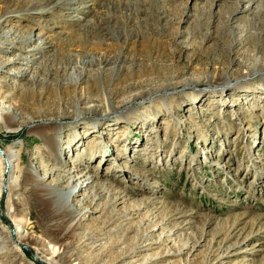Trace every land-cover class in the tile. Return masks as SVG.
<instances>
[{
  "label": "rangeland",
  "instance_id": "obj_1",
  "mask_svg": "<svg viewBox=\"0 0 264 264\" xmlns=\"http://www.w3.org/2000/svg\"><path fill=\"white\" fill-rule=\"evenodd\" d=\"M66 1L0 0V264H264V0Z\"/></svg>",
  "mask_w": 264,
  "mask_h": 264
},
{
  "label": "bare ground",
  "instance_id": "obj_2",
  "mask_svg": "<svg viewBox=\"0 0 264 264\" xmlns=\"http://www.w3.org/2000/svg\"><path fill=\"white\" fill-rule=\"evenodd\" d=\"M71 1H73V0L62 2L61 4L62 5H67ZM7 14L8 13H5L4 15H2L0 17V19H1L0 22L1 23L5 22L7 20ZM41 44H42V41H41ZM26 73H27L26 70L22 71L21 76H25ZM256 77L264 79L263 71L257 72L256 73ZM73 80H74V85H73V89L72 90L75 91L74 93L76 94L77 98L82 99L83 97H85V94H84V92H81L82 88L80 87L81 84H82V78L81 77H76ZM243 82H246V80L243 79V80L235 82L234 84L232 82H230V81L226 82V83H222V84L217 85L216 89L213 90L212 92L221 93V92H226L228 90H231L233 88L240 89V88H243L247 84V83H243ZM201 92H203V91H198L199 94ZM147 95L149 97L146 100H149L150 102L154 100L153 98H157L158 97V98H160V100H159L160 105H163V106H167L168 105L167 104V99L170 98L169 97L170 96L169 90H162L160 92H155V93L147 92ZM129 108H131V107H127L123 113H118V112H115V113L123 115V116H121L120 119H122V117H126L127 118V116L125 114H126V112H128ZM109 114H111V113H102V114H100V116L101 117H107ZM79 120H81V118H79ZM130 120L131 119L128 118V121H130ZM13 121H15V118H13L12 122ZM142 121H143L142 122L143 124L148 122V121H146V119H143ZM95 122H96V120H94V123ZM54 131L58 135L61 133V131L58 130V129L54 130ZM98 133H100V132H98ZM55 139L58 140V137L55 138ZM56 140L54 141L55 142V146H53L54 149H56L57 146H59L58 142ZM53 152H54V150H53ZM15 161H16V158H15V156H13V154L11 155V152H9L6 149H4V150L0 149V162H4L5 163L6 171H7V179H6V183H5L6 189H7V185H11L13 183V178H11V175H12L13 171H15V169H16V164H15L16 162ZM73 171H75V170H73ZM64 172H67V173L64 174V177H63L64 178V183L67 186H70L72 184L73 188L72 189L70 188L71 190L70 189L64 190V189L53 187V186L50 187V188L53 190V194H56L54 196L55 197V200H54L55 203L54 204H60V205H64V206L68 207V205L70 203V198H71L72 195H74L75 190L78 189V192H79L82 189H84L86 187V185L90 182L91 178L89 176H87V175H84V174L74 175L73 172H71V171H69V172L68 171H64ZM10 178H11V180H10ZM13 225H14V227H13V230L11 231V236H12V239H13L12 244H13V246L15 248H17V245H21V239L23 237V230L16 223L15 224L13 223ZM49 262L50 263H54L53 261H49Z\"/></svg>",
  "mask_w": 264,
  "mask_h": 264
}]
</instances>
